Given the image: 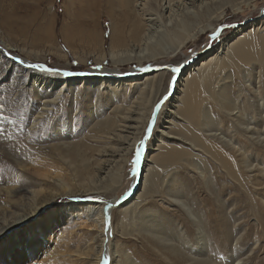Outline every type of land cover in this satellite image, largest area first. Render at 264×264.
<instances>
[{
    "label": "rangeland",
    "instance_id": "rangeland-1",
    "mask_svg": "<svg viewBox=\"0 0 264 264\" xmlns=\"http://www.w3.org/2000/svg\"><path fill=\"white\" fill-rule=\"evenodd\" d=\"M214 3L209 5L208 12L194 10L201 15L199 18L202 24L211 23L212 27L205 29L196 39L172 52L176 44L169 42L166 35L162 38L164 27L160 26L167 24V19L159 7L162 2L161 0L153 2L152 11L140 21L144 25L152 24V33L156 31L152 43L158 50L160 46L167 45L171 50L168 55L149 57L150 52L144 49L141 41L130 38L133 21L131 22L132 18L123 16L125 9L119 6L121 5L119 0H0V40L10 46L9 48L0 45V48L6 51L7 57L10 58L8 54H14L28 64H44L60 70V74L52 75L30 69V74H42L46 82L56 76L77 77V75L65 76L62 74L65 71L77 74L90 73L92 74L90 76L98 77L97 73L106 70L123 74L121 78H125L124 84L117 87L108 82L100 86L101 81H99V85L95 88H71L56 93L57 89L50 88L47 84H42L41 88H38L28 82L25 85L23 80L16 81L15 76L20 75L26 68L15 63L11 77L0 84V105H3L0 108V129H3L0 132V185L10 180L11 186L16 188L18 182H27L23 192L15 198L18 204L9 207L7 211L4 209L6 200L9 206V200L2 193L0 194V226L24 214L22 209L25 208L23 204L26 201L21 199L22 195L29 197L34 189H40L41 196L47 197L54 194L55 190L58 192L55 193L58 199L43 205L25 222V225L5 230L8 233L6 232L3 238L11 237V241L8 248L0 254V264H89V259L95 255L94 252L96 253V245L100 243V237L97 236L98 231L92 227L90 220H87L86 215L82 213V206L86 204L91 207L103 206L113 198L119 203L112 205L108 210L112 226L107 234L103 231V252L98 264H102L105 251L109 264H119L118 254L124 259L125 256L129 257L134 264H171L159 252L161 244L159 240L147 233L130 231L132 229L128 216L130 214L137 220L157 216L163 230L168 232V228H172L169 232L174 239L181 234L178 226L181 224L190 238L195 236L196 220L188 216L187 210L180 205L181 202L192 207L208 233L210 243L208 242L207 245V258L210 257L217 264L230 263L229 249L238 247L234 255L239 259L242 258L241 264H264V235L261 234V228L263 229L264 226V205L259 199L264 196V186L260 185L263 183L261 176L256 172H246V175H242L241 181L233 179L225 168L216 162L217 157L210 155L207 151L209 148L207 150L202 148V144L194 139V136H197L202 141L210 142L211 145L216 143L218 146L220 142L215 140L213 135L220 137L227 135V138L229 135L236 138L241 146L249 147L248 158L251 165L264 167V111L259 115L261 125L258 130L263 136L260 138L255 135L245 136V133L243 136L237 132L246 129L245 126H237L236 131L233 127L236 124L230 118L236 110L234 109L232 114L228 111L232 115L230 116L227 111L218 110L217 105L209 99L215 95L212 91H208L218 90V84H222V88L227 92L230 91L229 99L234 100L231 102H234L236 108L245 98L253 99L250 82L234 76L235 71L231 65L222 67L220 73L216 72L217 67L214 68L215 73L221 76V80L216 77L215 83L210 84V89L204 88L200 83L199 95L201 98L202 95L204 96L202 102L205 107L201 112L203 111L202 113H205L210 121L205 119L206 115L204 118L198 115L196 118L201 123L198 121L196 123L195 119L189 122L184 115H181L179 109L176 120L168 119L169 123L170 120L172 121L167 127L172 135L168 138L171 139L170 142L164 143L163 146L172 151L183 152L182 157L180 156L181 158L174 163L165 164V167L155 166L153 163L155 160L153 157L152 161L150 160L152 156L150 154L149 165L144 168L145 171L140 169L135 177L131 173L135 149L145 134L151 114L155 111V105L163 95L175 88L172 77L174 75L176 78L178 73L173 74L171 69L183 67L189 61L192 63L195 61V65L201 60V55H205L204 53L211 47L237 29L238 25L248 20H255L264 8V0H253L248 5L240 4L239 10L235 9L230 0H228L229 4L224 6L219 1ZM131 14L129 13L130 16ZM157 15L162 19H157ZM148 19H151L150 24ZM223 25H234V27L225 28L220 39L210 40V34ZM113 26L117 27L123 41L137 42L134 44L137 49L133 51L139 61L124 60L123 55L124 61L113 63L108 56ZM147 28L149 29L145 27ZM166 28L170 27L166 26ZM261 34H264V26ZM259 35L255 34L252 39L254 46L260 43ZM99 42H104L103 49L106 55L103 60H97L96 57L99 55ZM139 44L142 45L141 48ZM0 62H3V66H0V79H3L11 65L3 59H0ZM241 68L245 75L250 69L249 66ZM135 72L143 75L147 73V75L135 84H125L127 80H132L136 76ZM158 75H161L159 87L154 84L157 80L154 79V83L152 82V78ZM107 76L104 74L100 77L109 81L110 76ZM226 87H230V90ZM167 101L158 113L157 124L144 153L148 149L155 148L150 146L153 136L164 127L165 112L169 106ZM33 120L36 123L34 125H32ZM107 120L114 122L106 123ZM103 124L106 127L109 124L110 126L106 128ZM205 124L213 128L212 132H207V129L203 128ZM53 125L56 131L50 132ZM215 125H218V129ZM222 138L227 140L225 137ZM63 142L72 144L71 150L67 151L64 146L62 147ZM65 154L70 158L72 165L67 164ZM204 171L205 179H203ZM174 174L184 177L183 186L179 190L169 187V178ZM145 176L144 186L141 188L139 183ZM251 179L258 183L259 191L256 190L258 193L252 188L255 185L252 182L249 184ZM56 180L68 183L70 189L90 190L82 194L68 195L61 190ZM132 188L137 189L125 200V194ZM137 191H139L136 194L138 197L133 198L130 204L126 203ZM89 196L95 199H86ZM121 205L126 206L127 210L121 208ZM122 215L123 217L120 218ZM44 217L53 220V226L47 230L48 234L51 233L43 241L39 242L36 238V245L30 246V240L24 237L23 233L27 230L28 224L33 226ZM104 218L105 213H103V228ZM140 225L141 223L137 228ZM151 227L155 231L152 225ZM18 230H22V233ZM230 230L236 234L239 231L237 237L240 239L237 243L230 240ZM15 231L19 232L17 236ZM92 237L96 241L92 240ZM254 239L257 240L256 243ZM175 240L177 241V238ZM5 242L6 240L2 241L0 245Z\"/></svg>",
    "mask_w": 264,
    "mask_h": 264
},
{
    "label": "bare ground",
    "instance_id": "bare-ground-1",
    "mask_svg": "<svg viewBox=\"0 0 264 264\" xmlns=\"http://www.w3.org/2000/svg\"><path fill=\"white\" fill-rule=\"evenodd\" d=\"M119 1L121 4L119 6H122L125 9L123 16L125 18L126 17L130 18V19L132 18L131 22L133 21L131 24V29H130V36H131L130 38L133 40L141 41L140 43H142V45L144 46V49L148 50L150 52L149 57H158L160 55H168L170 53V50H171V48L168 45L163 46V47L160 46L159 50L156 46L153 45L152 42H153L154 34L156 31L154 30L152 33V31H151L152 24L148 26V25L142 24V21H140L143 17H145V15L147 13L152 11L153 2H155L157 0H119ZM218 1H219V3L222 4V6L229 4L228 0H161L162 4L159 5V7L162 9V11L165 15V19H167L166 26L170 27V28H166L165 25L160 26L161 28L164 27V29L162 31L163 32L162 35H164V36H162V38H164L166 35V38H169V40H168L169 42H171L172 44L173 43L176 44V48L174 47L172 49V52H174L176 49L178 50L179 47H183V45L186 44L187 42L196 39V37L199 36L201 33H203L205 31V29H209L212 27L211 23L210 24L208 23L205 25H204V23L202 24V22H201L202 20H200V18H199L201 15H199L198 13H195L194 10H200L202 12L203 11L208 12L209 8H210L209 5L210 4L214 5L215 4L214 2H218ZM251 1H253V0H230V3L235 7V9L239 10V9H241L240 4L248 5ZM156 9H157V7H156ZM129 13H132L131 14L132 16H130ZM203 16H205V15H203ZM213 18L216 19V17H213ZM157 19L160 20L162 18L157 15ZM210 19H211V17H210ZM148 20H149L148 24H150L151 19H148ZM175 23H176V25H175ZM160 24H162V23H160ZM171 24H174V26H171ZM143 25H144V27H143ZM263 26H264V8L260 12L259 17H257L255 20H248V21H245L243 24L238 25L237 29L232 31L224 39H221L217 45H215L214 47H211L209 49V51L204 53L205 55H203V56L201 55V60L196 62L195 65H194L195 61L193 63L189 61L187 64H185L183 67H181L182 68L181 72L177 74V76L174 80L175 88L173 90L169 91V92H171V96L169 97V99L167 101V102H169V106L167 107L168 110L165 112L166 116L164 117V119H165V121L163 123L164 127H162L161 130L156 135L153 136V142H152L150 147H155V148L148 149V151H146V153H144V155L142 157V161L144 160V162L143 163L141 162L143 164V165L141 164V170L142 171L144 168H147L149 165V156L148 155H150V154H152V156L150 157V160L152 161V159L154 158L155 161H153V163L155 166H165V167H166L165 164L168 165L169 163L170 164L174 163L182 157L181 155H183V152L179 153L176 151H172V150H169L168 148H166L165 145L163 146L164 143L170 142L171 139H168V138H171V135H172L171 133L168 132V129H167V127H169L168 125L172 121L170 120V123H169L168 119L172 118L173 120H176L177 117L179 116V114L177 113L178 109H179V112L181 113V115H184L188 119L189 122H192L195 119L196 123H197L198 119L196 118V116L198 117V115H201L204 118V116L206 115L205 113H202L205 110V107H203L204 104L202 102V100H204V98H203L204 96L202 95L203 99L200 97L199 86H200V83H202V85H204V88L206 87V88L210 89V84L215 83L214 82L215 78L217 77L218 79H220L221 76H219V74H216L214 71L215 67H217L216 72L220 73L222 67L227 66V65H231V67L235 71L234 76H236L238 79H245L246 82H250L249 85L251 86V89H252L253 99L251 98L252 100H250L249 98H245V100L240 104V106H238L236 108L234 106V102H231L234 100L230 101V99H229L228 94L230 91L227 92V90H224V88H222V86H221L222 84L221 85L218 84L219 85L218 90L217 89L216 90L210 89V91H208V92L212 91V93H214V95H215L213 98H209V99H211L213 101V103H215L217 105L218 110L227 111V112L230 111V113L234 109L236 110V113L233 115L234 117L231 114L234 113L235 110L231 114H229V112H228V114L230 116H232V117H230L231 120L234 121L236 124V125H233V127L235 128L236 131H237V126L238 127L245 126V128H246V129H242V131L238 130V132H237L238 134L241 133L244 136V133H245V136L255 135V137L259 136V138L263 136V134H260V132H258L259 127L261 125V120L259 119V115H262L263 111H264V109H263L264 108V34H261ZM145 27H149V29L148 28L145 29ZM158 28H159V26H158ZM255 34H260L259 35L260 43L258 46H254V44L252 42V39H253ZM124 42L125 41H123V37L119 33V31L117 30V27L113 26L112 27V34H111V42L109 43V47H108V53H109L108 56L111 57L113 63H115L116 61H124V60H132L133 61V59H137V61H139L138 58L134 55V51H133L134 49H137V46L134 47V44L137 42H125V44H124ZM0 45H4V47L10 48V46L8 44H6L5 42H3L1 40H0ZM103 45H104V42H99V48H98L99 55L98 56L96 55L97 60H103L104 56L106 55L105 50L103 49ZM142 45L139 44V47L141 48ZM152 45L154 47H152ZM128 46H130V49H128ZM158 46H159V44H158ZM132 47H134V48H132ZM0 50H1L0 59H3L6 63H8V65L12 66L13 62L10 60V58L7 57L6 51H4L2 48H0ZM123 55H124V57H123ZM122 57L125 59L123 60ZM25 62L26 63L23 66L26 69H24L25 71L22 72L20 75L15 76L16 81L23 80L25 85L28 82V84H30L31 86L35 85L38 88H41L42 84L43 85L47 84V86H50V88L54 87V89H57L56 93L61 92V90L62 91L63 90H69L71 88H74V89H78V88H82V87L89 88V89L95 88V86L99 85V81H101L100 86L102 84H104L105 82L106 83L108 82L111 85L115 84L114 86L117 87L120 84H124V80H125V78H121V77H123V74L115 73L112 71L107 72L106 70H103V71H100L99 73H97V74H99L98 77L97 76H90V75H92L90 73L89 74H86V73L79 74L78 73V74H76L77 77L76 76H72V77L56 76L55 78L50 79L49 82H46V79L42 76V74H39V73H31L30 74V72H29L30 69H27V67H26L28 62L27 61H25ZM2 63L3 62H0V66H3ZM17 66H18V64H17ZM242 66H249V68H250L249 71H247L246 75L242 71V68H241ZM148 72H149V70H148ZM135 73H136V76H134L132 80H127V83H125V84H132V83L135 84L136 82L141 81L143 79L144 75H147V73L144 75L137 73V72H135ZM223 73H224V71H223ZM93 74H95V73H93ZM104 74H107L108 76H110L109 81H106V80H104V78L100 77L101 75H104ZM129 75H132V74H129ZM133 75H135V74H133ZM226 75H227V72H226L225 76ZM18 77H19V79H18ZM74 77H76V78H74ZM112 79H114V80H112ZM154 79L157 80L155 83L153 82ZM262 80H263V82H262ZM152 82L155 85H157V87H159L161 84V75H158V77H153ZM21 85H23V84H21ZM227 89L230 90V87ZM158 90H159V88H158ZM112 94H113V92H112ZM231 97H233V96H231ZM237 105H239V104H237ZM201 109L203 110L202 112H201ZM214 112H215V110H214ZM39 114H40V112H39ZM229 115H228V117H229ZM214 117H215V115H214ZM205 119L207 121H210V118L209 117L207 118V115H206ZM105 122L111 124L114 121H111V120L108 121L107 120ZM198 122H200V121H198ZM218 123H220V122H218ZM34 124H36L35 120H33V122H32V125H34ZM110 124L108 126H110ZM252 125L254 127H252ZM215 126L217 127L218 125H215ZM249 126H251V127H249ZM203 128L207 129V132H209L213 129L212 127H209V124H207V125L205 124ZM216 129H218V127ZM69 130H70V127H69ZM247 133H249V134H247ZM182 135H183V133H182ZM226 136L222 135L220 137V136H217L216 134L213 135V138L220 142V143H218V146L216 143L211 145L210 142H206L204 140H203L204 141L203 142L202 139H199L197 136H194V139H195V141L197 139V141H196L197 143L202 144L201 145L202 148H204L206 150H207V148H209V150H207V151L210 153V155L217 157L216 162L221 167L225 168V170L233 177V179L241 181L240 179L242 178V175L245 174L246 172H248V173L256 172L262 178L263 183L262 184L260 183V185L264 186V167L261 165L260 166L262 168L260 166L255 167V166L250 164V161L248 158V155L250 152L249 147H247V145L241 146L236 138L231 137V136L229 137V135L227 138ZM222 137H225L227 140H223ZM173 138H172V141H173ZM177 138H179V137H177ZM190 141H193V140L191 139ZM211 141H212V139H211ZM64 142L61 144V146L62 147L64 146V148L67 151L71 150L70 147L72 146V144L64 143ZM220 144L224 147H222ZM192 146H194V145H192ZM224 149H227V150H224ZM64 158H66V160L68 161L67 164L72 165V162L70 161V158L68 157L67 154H65ZM146 158H148V159L146 160ZM24 164H25V162H24ZM21 166H23L22 163H21ZM144 171H145V169H144ZM203 175H204L203 179H205L206 172L203 173ZM151 177L153 178L154 175ZM145 179H146V176L144 177V180H142L139 183V186L141 185V188H143L142 186H144L143 183H144ZM250 182H252V184L255 185L254 187H252V188H254L255 192H257L256 190L259 191V188L257 185L258 183H255V181H253L252 179L249 181V184H250ZM11 183L12 182H10V180H9V181L4 182L3 185H0V194L2 193L4 195V197H6V199L9 200V206H8V203L6 200V208L4 209V211H7V209L9 207H14L15 204H18V201H15V198L18 194H21V192H23V190L25 189L26 184H27L26 181L18 182L17 183L18 186H16V188H14L13 186H11ZM56 183L61 188V190L68 195L69 194H82V193H86L90 190L88 188H84V189L81 188L80 190H77L79 188H77L76 190L70 189L69 188L70 185L66 182H63L62 180H56ZM53 192H54V194H52V195L49 194L50 196L47 197V196H41V190L40 189L39 190L34 189L32 195H30L29 197H25V195H22L23 197H21V199L26 201L23 204V207H25V208L22 209L24 211V214L21 215V217L17 218L16 220H13L11 222H8L7 224H3L2 226H0V241L2 242L4 240H6V242L3 245H0V254L2 253L3 250L8 248V246L10 245V241H11V237L3 238L4 234L7 232L5 230L10 229V228L13 229V227L19 228V227L25 225V222H27L30 218H32V216L34 214H36V212H38L43 205H45L51 201H54L55 199H58L57 195L55 194V193L58 194L57 190H55ZM133 192H134V190L132 191V189L129 191L130 195H128V198L132 196ZM137 193H139V191H137L132 198L128 199L129 201H127L126 203L130 204L133 201V198H135V197L137 198L138 197V196H136ZM259 199H260L261 203H263V205H264V196L260 197ZM116 201L117 200L113 198L108 203L105 202L103 206L91 207L89 204L82 206V209H83L82 213H84V215H86L87 220H90L92 227L98 231L97 236L100 237V243L98 245H96V248H97L96 253L94 252L95 255L94 256L92 255L93 257H91V259H89L90 260L89 264H98V262L101 259L102 252H103V250H102V244H103V240H104V238H103V229H104L103 228V213H104L103 208H104V206L107 207V205L115 206L117 203H119L118 201L117 202ZM175 201L178 202L177 200H175ZM183 201H185V200H183ZM123 205H121L122 207L121 206L120 207L121 208L124 207V210H127V209H125L126 206H123ZM180 205L184 208V210L185 209L187 210L188 216L192 220H194V219L196 220L195 221V225H196L195 236L190 237L191 239L185 233V230L182 227V225L179 224L178 226H180V233L181 234L176 236V238H177V241H176L175 240L176 238L175 239L172 238V235H170V232H169V230H172V228H168L169 229V230L167 229L168 232L166 230H163L161 225H159L160 220L157 219L158 218L157 216L153 217L154 215L152 216L151 219L146 218V220H145L143 218V220H145V221H143V220H137V218L130 216V214H129V216H128V218L130 220L129 224H130V229H132L130 231L131 232H137L139 234L147 233V234H150L153 238H156L157 240H159L160 241L159 243H161V244H160V248L158 250L162 254V256H164V258L167 259V261L171 264H217L215 261H213V259H210V257L207 258V255H208L207 245L209 242V238H208V233L205 230L204 225L201 224L202 222L200 220H198L197 214L194 213V211L191 209L192 207H188L183 202H181ZM62 206H64V205H62ZM257 210H255V211H257ZM253 211H254V209H253ZM263 211H264V207H263ZM123 215L120 216V218L123 217ZM139 221H141L140 222L141 225H140V227L137 228V226L140 224ZM257 221L259 222V220H257ZM132 223H134V224H132ZM170 224H171V222H170ZM151 225L153 226V229L155 231H153L151 229L152 228ZM51 226H53L52 218L44 217L40 221L36 222L33 226L28 224L26 227L27 230L24 231L23 236L30 240V246H34V245H36V243H35L36 238L39 239V242H40V241L45 240L48 237V235L51 232H49V234H48L47 230L51 229ZM132 227H135V229ZM170 227H172V226H170ZM26 228H24V229H26ZM263 229H264V226H263ZM263 229L261 228V234L262 235H264ZM18 231L21 232L22 230H18ZM18 231H15L16 236L19 233ZM175 231H177V230H174V232ZM238 232H237V234H238ZM177 234H178V232H177ZM229 234L231 235V237H230L231 241H235L236 243L239 241L240 238L237 237L236 232H232L230 230ZM173 237H175V235ZM197 238H203V239H201V242L199 244L193 243V241ZM48 240H50V238H48ZM92 240L96 241V239L94 237H92ZM256 242H257V240L254 239V243H256ZM237 248L238 247H233V250H232V247H230V249H229L230 250L229 251L230 252V256H229L230 257V263H227V264H241L242 258L239 259L238 256L234 255L236 253ZM105 253H106V251H105ZM105 253H104V255H106ZM117 258L120 259L119 264H134L130 260V258L127 256H125L126 259H124L122 255L118 254Z\"/></svg>",
    "mask_w": 264,
    "mask_h": 264
},
{
    "label": "snow or ice",
    "instance_id": "snow-or-ice-1",
    "mask_svg": "<svg viewBox=\"0 0 264 264\" xmlns=\"http://www.w3.org/2000/svg\"><path fill=\"white\" fill-rule=\"evenodd\" d=\"M228 27H234V25H223L221 28H218L216 31L211 33L209 36V39L212 41L220 39L221 34L223 33L224 29L228 28ZM8 55H10L11 61L14 63L12 66H10L7 69L3 79H0V84H3L4 82H6L10 78L11 74L15 70V63H18L19 65H22V66L25 65V63H26L23 59H20L17 55H14V54H8ZM26 67L28 69L38 70L40 73H49L52 75L60 74L59 69L54 68V67H48V66H45L44 64L29 63L26 65ZM142 71H147V69H142ZM171 72L173 74L180 73L181 72V66L172 68ZM62 74L65 76H70V75H76L77 73L63 72ZM18 79H19V77H18ZM172 79H173V81L175 80L174 75H173ZM170 96H171V92H168L166 95H163L162 99L155 105V111H153L151 114V119L147 124L145 134H144L143 138L139 141V144L135 149V155H134V158L132 160V166H131V173H132L133 177H135L140 172L142 157L144 155L146 145L153 135L154 128L157 124L158 113H160V111L162 110V106L165 105L166 101L169 99ZM2 107H3V105H0V108H2ZM4 119H7V117H4ZM2 131H3V129H0V132H2ZM51 131H56V128L54 125L51 126L50 132ZM183 183H184V177L180 174H174L169 178V187H172L176 190H179L183 186ZM128 195H130V193L125 194V196H124L125 200L128 198ZM86 199L93 200L95 198L89 196V197H86ZM111 207H112V205H107V207H105L103 209V211L105 213V218H104L105 227H104L103 231L105 234H107L110 231L111 226H112L111 217L108 216V210ZM201 239H203V238H197L193 241V243L199 244L201 242ZM102 264H109V258L107 255L104 256Z\"/></svg>",
    "mask_w": 264,
    "mask_h": 264
},
{
    "label": "water",
    "instance_id": "water-1",
    "mask_svg": "<svg viewBox=\"0 0 264 264\" xmlns=\"http://www.w3.org/2000/svg\"><path fill=\"white\" fill-rule=\"evenodd\" d=\"M136 189H137V188H134V189L132 188V191H133V190H136ZM133 194H134V192L132 193V195H133Z\"/></svg>",
    "mask_w": 264,
    "mask_h": 264
}]
</instances>
